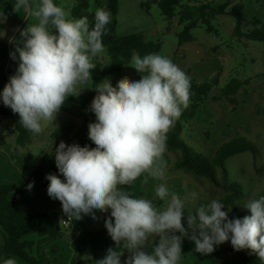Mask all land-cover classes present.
<instances>
[{
	"label": "clouds",
	"instance_id": "obj_1",
	"mask_svg": "<svg viewBox=\"0 0 264 264\" xmlns=\"http://www.w3.org/2000/svg\"><path fill=\"white\" fill-rule=\"evenodd\" d=\"M21 8L37 23L20 30V40L10 53L18 68L0 99L19 115L24 129L39 134L42 121L53 122L67 98L80 94L77 85L92 80L90 70L96 67L92 58L105 51L102 37L111 14L96 9L90 28L87 16L67 19L53 0H41L35 8L29 0H17L15 10ZM130 66L142 73L141 79L123 77L115 87L105 79L95 87L97 95L89 110L96 120L88 125V137L96 147L61 141L55 148L56 167L64 179L46 176L49 197L61 202L69 220H81L83 215L96 219L94 210H110L107 232L116 247L130 255L122 262L124 251L109 248L96 264H179L182 239L189 230L201 255L230 241L235 251L247 250L264 264V196L245 204L251 215L230 219L231 209L222 210L225 205L217 200L199 206L195 214L186 213L184 201L169 193L165 184L157 186L152 198H132L123 190L145 173V180L148 176L166 180L167 133L189 107L191 87L190 78L167 56L141 58L134 51ZM32 187L30 183L28 188ZM169 196L161 210L155 200ZM148 246L151 253L145 250ZM3 264L16 261L8 258Z\"/></svg>",
	"mask_w": 264,
	"mask_h": 264
},
{
	"label": "rangeland",
	"instance_id": "obj_2",
	"mask_svg": "<svg viewBox=\"0 0 264 264\" xmlns=\"http://www.w3.org/2000/svg\"><path fill=\"white\" fill-rule=\"evenodd\" d=\"M55 1L65 11L67 19H79L72 15V8L78 0ZM88 1L89 11L93 14L96 9L106 4V0ZM147 1L118 0L119 9L115 16L117 34L123 36L142 33L148 40L160 42L161 49L155 54L169 57L189 78L203 81L221 71L220 83L214 89L205 106L207 111H200L191 123H186L181 136L186 143L208 155H213L225 141L234 137H244L259 146L261 152L257 158H254L251 152L245 151L232 155L225 161L229 179L239 181L244 185L246 197L239 200L237 204L249 216L251 213L245 204L264 196V172L257 173L256 171V166H259L264 159V117L258 113V109L264 105L263 42L237 38L233 35L236 25L235 17L232 14H221L212 21L215 27L214 31L209 32L206 25L200 24L193 30L194 41L185 42L180 46L178 32L182 30V25L178 23L177 18L173 20L168 29V20L157 4H151L148 10L141 6ZM207 1L224 4L227 0ZM189 2L190 0H184L182 3ZM29 3L35 8L37 4L41 3V0H29ZM15 4L16 1L12 0L0 1V40L8 42L10 53L15 51L20 40V30L27 27L28 24L37 23L35 18L31 17L23 8L16 11ZM231 4L242 5L246 20H260L264 23V0H231ZM180 8L177 6V11ZM246 25L245 23L244 29L254 27L251 23ZM8 63L14 67L18 64V60H12L9 55ZM92 63L96 65L95 69L98 71L109 67V55L106 48L103 53L92 58ZM234 76L242 79L249 78V83L235 95L236 103L231 104L224 98L213 99V96H219L220 89ZM123 77L132 80L141 79L131 71L130 65L124 67L119 74H110L106 79H109L115 87ZM8 82V77L6 81H2L0 91ZM91 83L92 80L89 79L86 83L77 85V91L80 94L67 98L53 122H41L43 130L39 134H33L30 152L41 156L42 152L51 150L53 147L56 148L61 141L67 145L73 143L79 144L81 147L86 145L85 137L88 135V125L96 120L95 114L89 110L94 99L89 95ZM19 119V115L7 118L3 126L8 125L14 128ZM64 125H73V128L66 132L60 141L54 139L52 135L55 130ZM175 159L176 153L168 151L166 148L163 154L166 164V180L155 179L151 176L145 180V176H147L145 173L137 178L132 185L123 186L124 191L131 196L132 189L136 194L135 197L131 196L132 198H152L157 186L165 184L169 193L175 192L184 201L185 211L197 208L199 201L203 199L218 198L223 194V190L216 187L209 179L195 177L190 173L174 169ZM58 176L62 180L64 179L62 174L58 173ZM40 190L39 188L28 190L30 191L28 193L30 202H36L42 198L43 200L50 199L47 189ZM192 192L197 193L195 198L191 197ZM19 195V192L16 193L17 197ZM168 200H170V196L165 201H160L157 198L155 203L163 210L166 208ZM57 209H62L60 201L53 203V210ZM228 209L230 208H226L224 211H228ZM94 213L96 219H93L91 215H83L82 220L85 225L81 232L76 233L77 238L91 228L90 224H93V228L105 225L106 212L94 210ZM229 218H233L232 210L229 212ZM191 235L190 231L188 236L182 239V256L179 264H217L227 257L225 249L231 246L230 241L215 246V250L211 254L201 255L195 251V244L189 239ZM77 238L73 242L66 241L64 243V257L61 263H71V246L77 242ZM123 251L121 257L127 258L130 253L124 249Z\"/></svg>",
	"mask_w": 264,
	"mask_h": 264
},
{
	"label": "trees",
	"instance_id": "obj_3",
	"mask_svg": "<svg viewBox=\"0 0 264 264\" xmlns=\"http://www.w3.org/2000/svg\"><path fill=\"white\" fill-rule=\"evenodd\" d=\"M5 1V0H0ZM184 0H148L141 4L145 9H149L150 5L155 3L159 6L162 14L168 20L169 29L173 20L177 18L178 23L182 25V30L178 32V42L181 46L185 42L194 41L193 30L200 24L206 25L209 32L215 30L212 23L213 19L221 14H232L236 19V25L233 29V35L239 39L256 40L263 42V59H264V23L260 20H246L243 7L241 4L232 5L231 0H227L224 4H214L207 0H190L189 3L183 4ZM53 3L57 4L55 0ZM177 6L180 10L177 11ZM88 0H78L72 8V15L76 18L87 16L90 28L94 27L95 14L89 11ZM101 8L109 11L111 14L110 23L106 26L107 34L102 37V42L109 55V67L103 70L91 71L92 87L89 90V95L95 97L97 92L95 87L106 79L110 74H119L122 69L130 65L132 54L135 51L141 58L147 54H155L161 49V43L148 40L142 33H133L120 36L116 31L115 16L118 13V0H106L105 6ZM245 23L248 26L251 23L254 27L244 29ZM10 47L6 40H0V69L2 71L1 79L6 81L7 77L14 75L18 64L12 66L8 63L10 55ZM131 71L141 78L142 73H139L135 68L130 66ZM6 72V73H5ZM221 71L215 75L206 78L203 81L195 78H190V103L187 109L182 111L181 116L175 122L174 126L167 133L166 148L168 151L176 153L173 168L190 173L195 177H205L209 179L216 187L223 190V194L218 198L203 199L199 201L198 207L209 204L212 200H217L225 205V208H230L233 213V218H243L247 216L245 212L238 206V201L246 197L244 185L239 181H231L229 179L228 170L225 166V161L232 155L249 151L257 158L260 154V148L254 142L249 141L244 137H234L229 141H225L213 155H208L205 152L198 151L193 146L189 145L182 139V132L185 124L191 123L199 114L200 111L206 112V104L212 93L220 83ZM249 83V78L242 79L232 77L223 88L220 89L218 97L213 96V99H226L231 104L236 103L235 95L245 85ZM258 113L264 117V105L258 109ZM9 107L3 105L0 99V123L10 117H15ZM73 125L60 126L55 130L52 137L60 141L63 135L70 131ZM16 134V144L25 147L32 141L33 133L24 129L19 121L15 127L9 132ZM86 145L90 148L96 147L89 139L88 135L85 138ZM55 147L51 150L42 152L38 162L30 170L24 184L19 188V193L23 194L29 190L28 185L31 183L35 188H44L49 184L46 179L48 174H58L59 170L55 163ZM257 173L264 172V159L259 166H256ZM12 183H0V264L8 258L18 256L29 264H52V260L47 254V247L52 245L51 249L56 252L59 248L55 241L58 237L63 236L66 232L71 231L78 233L82 231L85 225L83 220H71L69 229L63 231L61 228V219L67 218L52 209H47L37 212H29L18 207L11 196L15 188ZM144 194V193H143ZM197 207V208H198ZM197 208H192L185 211H191L195 214ZM222 209V210H224ZM107 216H110V210ZM114 220V218H113ZM187 228V221H182ZM191 230H189L190 232ZM29 234H37L38 240L26 239ZM180 235V233H176ZM155 238H153V243ZM109 248H114L116 251H123V247H116L115 242L111 239L104 226L100 228H90L82 234L79 239L76 251L78 254L77 264H88L102 259ZM147 252H152V246L145 249ZM227 257L217 264H262L258 257L250 254L247 250L235 251L232 246L225 249ZM91 256L92 258H89ZM128 258V257H127ZM127 258H121L123 262Z\"/></svg>",
	"mask_w": 264,
	"mask_h": 264
},
{
	"label": "crops",
	"instance_id": "obj_4",
	"mask_svg": "<svg viewBox=\"0 0 264 264\" xmlns=\"http://www.w3.org/2000/svg\"><path fill=\"white\" fill-rule=\"evenodd\" d=\"M9 1V0H8ZM16 1L17 0H12ZM1 26V24H0ZM3 27V26H2ZM1 27V28H2ZM3 30V28H2ZM2 71L0 69V85H2ZM3 91V90H2ZM0 91V93H2ZM5 123V120L0 123V183H12L15 184V188L11 193L12 198L14 199L16 205L20 207L21 209L29 212H37V211H43L47 209L53 210V203L57 202L59 200H53L52 198L43 200L40 199L36 202H30L28 196L31 189H36L35 187H32L30 191H26L23 194H20L18 197L16 196V193L19 192V188L24 184L30 170L32 167L38 162L40 155L30 152V145L33 142L32 141L25 147H21L16 144V134L15 133H6L7 131H11L13 127H10L8 125L3 126ZM86 138V137H85ZM59 173V172H58ZM58 175V174H57ZM62 179V178H61ZM49 185V184H48ZM48 185L44 188H41L40 191H45L48 188ZM123 187V186H122ZM123 190L124 187H123ZM43 194V193H41ZM131 196L135 197V192L131 189ZM43 197V196H41ZM40 201V202H39ZM62 213V209L59 211ZM108 212L105 213L106 219ZM91 228L93 227V224L89 225ZM88 231V230H87ZM86 232V231H85ZM68 234H75L71 231L66 232L65 235L60 236L56 239L55 244L59 246L58 250L56 252H53L51 247L52 245H49L47 247V254L49 255L50 259L52 260V264H63L61 263L62 258L64 257L63 251H64V243L66 241L73 242L77 238V234H75L74 237H71V235ZM69 236V239L66 238V236ZM82 237V235L77 238V242H74V245H72V255H71V263L70 264H77L79 257L77 256L76 247L78 244L79 239ZM26 239L31 240H38L39 236L37 234H29L25 236ZM71 245V244H70ZM122 258V257H121ZM125 258V257H124ZM16 264H29L27 261L23 260L22 258L16 256L14 257ZM88 264H96V262L88 263Z\"/></svg>",
	"mask_w": 264,
	"mask_h": 264
},
{
	"label": "built area",
	"instance_id": "obj_5",
	"mask_svg": "<svg viewBox=\"0 0 264 264\" xmlns=\"http://www.w3.org/2000/svg\"><path fill=\"white\" fill-rule=\"evenodd\" d=\"M71 220H69L68 218H62L61 219V228L63 229V231H66L69 229Z\"/></svg>",
	"mask_w": 264,
	"mask_h": 264
},
{
	"label": "water",
	"instance_id": "obj_6",
	"mask_svg": "<svg viewBox=\"0 0 264 264\" xmlns=\"http://www.w3.org/2000/svg\"><path fill=\"white\" fill-rule=\"evenodd\" d=\"M56 211L59 212L60 210L57 209ZM68 235H71V237H74L75 236V234H68ZM68 235L66 236L67 239H69V236Z\"/></svg>",
	"mask_w": 264,
	"mask_h": 264
}]
</instances>
